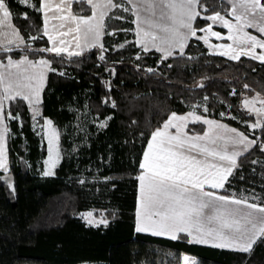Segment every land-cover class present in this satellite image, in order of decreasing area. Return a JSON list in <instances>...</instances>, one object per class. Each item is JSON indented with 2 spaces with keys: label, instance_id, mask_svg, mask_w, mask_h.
Here are the masks:
<instances>
[{
  "label": "trees",
  "instance_id": "16d2710c",
  "mask_svg": "<svg viewBox=\"0 0 264 264\" xmlns=\"http://www.w3.org/2000/svg\"><path fill=\"white\" fill-rule=\"evenodd\" d=\"M32 2L39 7V0ZM206 2L209 12L227 7L221 0ZM7 3L12 23L21 29L30 48L13 45L12 52L0 50V60L27 55L51 61L55 71H46L39 111L57 129L59 156L51 169L54 174L44 176V142L32 127L30 111L24 101L10 102L9 110L20 118L7 121L8 170L14 193L0 169V264H149L152 260L181 264L183 251L193 254L197 264H264V240L253 252L243 254L190 244L184 235L173 241L137 233L133 219L135 177L143 147L169 112L194 110L264 143V128L249 129L254 115L240 104L244 95H264V63L213 54L196 38L188 41L183 56L177 52L161 61L160 52L145 53L135 43L133 16L119 8L112 9L109 17L124 19L105 18L100 41L104 50L87 47L80 56H56L39 51L49 47L41 30V12L19 0ZM71 10L87 14L90 6L74 0ZM205 22L198 18L194 26ZM102 52L104 60L99 59ZM149 68L155 71L148 72ZM109 97L107 104L102 103ZM101 121L107 126L100 127ZM202 128L201 122L187 126L188 131ZM238 163L220 192L264 200V153L254 146ZM84 211L93 212L97 220L103 214L108 226L88 225L81 218Z\"/></svg>",
  "mask_w": 264,
  "mask_h": 264
},
{
  "label": "snow or ice",
  "instance_id": "6c2138e0",
  "mask_svg": "<svg viewBox=\"0 0 264 264\" xmlns=\"http://www.w3.org/2000/svg\"><path fill=\"white\" fill-rule=\"evenodd\" d=\"M73 2L60 0L53 8L50 0H39V7L36 8L32 0H19V3L44 14L43 35L51 46L39 51L72 57L82 55L87 47L98 46L104 50L100 41L105 35V18L124 19L122 16L109 17L112 9L119 8L123 12H131L134 17L132 23L136 27L131 31L136 34L135 43L145 53L151 50L160 52L161 61L177 52L183 56L188 41L196 38L209 49H219L213 54L236 61L243 56L264 63V39L248 31L252 29L264 36V0H226L228 7L221 6V10L211 15H206L210 10L206 0H78L91 7V15L87 16L74 14L71 11ZM23 16L28 19L27 12ZM198 18L210 23L204 28H197L194 24ZM12 19L7 0H0V36L4 37L0 41V50L5 53L12 52L13 45L30 48V45H25L21 29L12 23ZM53 20L60 23H52L50 32L49 24ZM214 25L227 29V36L213 31ZM65 28L64 31L58 30ZM198 31L204 35L198 36ZM73 33L75 35L71 41L65 39ZM211 37L227 39L231 43L212 45ZM30 39L36 40L38 37L31 36ZM73 44L75 49L80 50H71ZM257 49L260 51L257 52ZM99 59H105L103 52ZM136 59H140V56ZM46 71L55 69L51 68V61L44 58L33 61L23 55L14 60L9 56L6 63L0 62V169L5 172L8 170L7 121L20 118L19 113L13 115L9 110L10 102H26L35 121L40 116V94L46 81ZM147 71L155 70L149 68ZM60 75L65 73L61 72ZM199 86L203 87L202 84ZM244 87L247 89L249 86ZM232 94H235V90ZM109 100L110 97L102 103L107 104ZM242 105L250 115L256 116L255 122L248 124L249 129L264 128V98L257 93L251 99L245 97ZM111 106L116 107L115 101L111 102ZM197 122L208 125L209 130L202 136L188 135V124ZM106 126V121H101L100 127ZM40 128L47 139L49 153L44 161L46 168L43 175L51 176L54 173L50 168L58 163V133L48 119ZM214 129H223L230 135L215 134ZM218 141H222V144H218ZM258 142L259 138L249 139L245 133L195 115L194 111L186 115L172 112L161 126L151 132L139 164V174L135 177L138 181L135 231L173 241L184 235L190 238V244L209 245L243 254L253 252L256 244L264 240V200L258 196L237 197L235 193L221 195L219 192L239 168L238 159L241 156L257 145L264 153V143ZM258 162L252 161L254 164ZM8 187L15 192L13 184L9 183ZM81 218L93 227H107L109 224L103 214L100 219H94L91 211L82 213ZM167 255L171 257L172 253ZM181 260L182 264H197L196 259L187 254ZM149 264H157V261H149ZM170 264H174V261Z\"/></svg>",
  "mask_w": 264,
  "mask_h": 264
},
{
  "label": "rangeland",
  "instance_id": "374dc122",
  "mask_svg": "<svg viewBox=\"0 0 264 264\" xmlns=\"http://www.w3.org/2000/svg\"><path fill=\"white\" fill-rule=\"evenodd\" d=\"M221 1H224V2H226V0H221ZM227 4V3H226ZM227 7H228V5H227ZM226 7V8H227ZM218 10H221L220 8H218V9H216V10H213V11H211V12H207L206 13V15H211V14H213L215 11H218ZM79 15H81V14H79ZM82 15H85V16H87V15H91V7H90V10H89V12L87 13V14H82ZM133 19H134V17H133ZM208 23H210V21H206L205 23H203V24H200L199 26H195V27H197V28H204V27H206L207 26V24ZM136 27V25L134 24V28ZM213 31H218V32H220L221 34H222V36H227V29H224V28H222V27H220L219 25H214L213 26V29H212ZM251 34H253V35H257L258 37H260L261 39H264V36H260V34L259 33H256L254 30H252V29H249L248 30ZM197 35L198 36H202V35H204V33H201V32H197ZM135 37H136V34H135ZM136 39H137V37H136ZM210 43L212 44V45H220V44H228V43H231V41H229V40H227V39H216L215 37H211L210 38ZM76 50H79V49H76ZM210 50H212V51H219V49H210ZM260 51V49H257V52H259ZM32 59V58H31ZM41 59V58H40ZM39 59V60H40ZM44 59H46L45 57H44ZM38 61V60H37ZM7 62V60L4 62V63H6ZM257 95V93H253V94H250V95H244V96H242L241 97V99H240V104L242 105V101L245 99V97H247V98H249V99H251V98H253V97H255ZM260 97L261 98H264V95H260ZM243 106V105H242ZM27 108H28V110H29V107H28V105H27ZM30 111V110H29ZM194 110H186V111H184V113H190V112H193ZM195 112V115H198V116H201V117H203V116H207V115H204V114H200V113H198V112H196V111H194ZM30 115H31V124H32V127L34 128V130L36 131V133L38 134V136L40 137V139L41 140H43V142H44V147H45V155L43 156V160H42V163H43V171L45 170V168H46V165L44 164V161L48 158V155H49V153H48V143H47V139L44 137V134L41 132V128H40V126H42L43 124H44V120L45 119H48L47 117H45V116H38L37 118H36V120L34 121L33 119H32V113H31V111H30ZM49 120V119H48ZM255 120H256V116L254 115V120H252V121H250V123H254L255 122ZM52 127L53 128H55V130L57 131V129H56V127L52 124ZM235 128V127H234ZM8 142V135L6 136V145L8 144L7 143ZM58 158V157H57ZM7 167H8V161H7ZM52 168H50V170H51ZM2 170V169H1ZM2 173H3V176H4V178L7 180V182H8V184L9 183H11V174H10V172H9V170H7L6 172L4 171V170H2ZM238 197V196H237ZM250 202H252V201H250ZM86 212H89V211H84V213H86ZM183 253V255H185V254H187V255H190V256H192L194 259H196L195 258V256L193 255V254H191V253H189V252H185V251H183L182 252Z\"/></svg>",
  "mask_w": 264,
  "mask_h": 264
},
{
  "label": "crops",
  "instance_id": "0c3cea01",
  "mask_svg": "<svg viewBox=\"0 0 264 264\" xmlns=\"http://www.w3.org/2000/svg\"><path fill=\"white\" fill-rule=\"evenodd\" d=\"M50 3L52 4V6H53V8L55 7V5L56 4H59L60 3V0H50ZM72 11V10H71ZM73 12V11H72ZM74 13V12H73ZM53 14H55V13H50V15H53ZM75 14V13H74ZM43 18H44V14L41 12V30H42V32H43ZM52 23H55V24H58V23H60V21H57V20H53V21H51L50 22V24H49V30H50V32L52 31V28H51V24ZM67 26H70V27H74L73 25H71V24H68ZM59 31H64V30H66V28L65 29H62V30H60V29H58ZM54 34V33H53ZM75 34L73 33V34H70L68 37H65V39H67V40H72L73 39V36H74ZM3 39H4V37H2V36H0V41H3ZM49 43V42H48ZM81 43H83V39L81 40ZM51 45L49 44V47H50ZM71 50H76L75 49V47H74V44L72 45V48H71ZM21 56H23V55H21ZM21 56H17V57H12L14 60H18V59H20L21 58ZM9 57V56H8ZM40 58H44V57H41V56H39V57H36V58H34V59H31V58H29V59H31V60H33V61H37V60H39ZM7 60V57L4 59V60H0V62H5ZM26 103V102H25ZM26 105H27V103H26ZM173 111H171V112H169L167 115H166V117L159 123V125L157 126V127H159V126H161L162 124H163V122L165 121V120H167V118H168V116L172 113ZM178 115H186V114H188V113H184V112H176ZM204 118H207V119H209V120H213V121H218L220 124H223V125H227L228 126V128H234L235 126H233V125H231V124H229V123H226V122H224V121H222V120H219V119H215V118H212V117H209V116H203ZM157 127H155L152 131H154ZM235 129H237V130H239V131H241L239 128H237V127H235ZM209 130V126L208 125H205V124H203V128L201 129V130H199V131H188L187 129H186V131L188 132V135H203L204 134V132L205 131H208ZM151 131V132H152ZM214 131V133L215 134H218V135H222V136H227V135H230V133H227L225 130H223V129H214L213 130ZM241 132H243V131H241ZM244 133V132H243ZM150 135H151V133L149 134V136H148V138L150 137ZM247 135V134H246ZM248 136V135H247ZM249 137V136H248ZM148 138H147V140H146V142H145V145H144V147H143V150H142V153H141V157H140V161H139V164H140V162H141V159H142V155H143V152L146 150V147H147V143H148ZM249 139H252L251 137H249ZM218 144H222V141H218ZM139 174V171H138V173H137V175ZM137 194H138V181H136V195H135V204H134V212H133V219H134V228H135V223H136V216H135V212H136V207H137ZM219 194H221V195H229V194H224V193H221V192H219ZM189 238V237H188ZM190 239V238H189ZM182 256H183V253L181 252V254H180V259L182 258ZM190 256V255H189ZM191 258H193L192 256H190ZM181 264H182V260H181Z\"/></svg>",
  "mask_w": 264,
  "mask_h": 264
}]
</instances>
